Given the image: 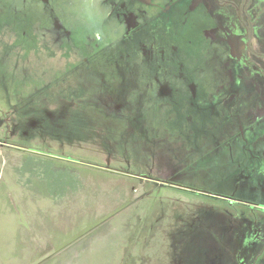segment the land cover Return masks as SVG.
I'll use <instances>...</instances> for the list:
<instances>
[{
  "label": "rangeland",
  "instance_id": "obj_1",
  "mask_svg": "<svg viewBox=\"0 0 264 264\" xmlns=\"http://www.w3.org/2000/svg\"><path fill=\"white\" fill-rule=\"evenodd\" d=\"M149 6L0 0L1 264L31 247L17 185L48 173L73 241L33 264H264V47L206 50Z\"/></svg>",
  "mask_w": 264,
  "mask_h": 264
},
{
  "label": "flooded vegetation",
  "instance_id": "obj_2",
  "mask_svg": "<svg viewBox=\"0 0 264 264\" xmlns=\"http://www.w3.org/2000/svg\"><path fill=\"white\" fill-rule=\"evenodd\" d=\"M250 1L214 0L211 3V0H134V2L149 4L150 6L147 8L156 7L157 4L164 2L169 4L165 7L166 10L170 11V14L172 12L176 15V19L182 22L183 28L189 29L190 33L198 37L201 43H205L206 50L222 51L224 49L226 51H243L244 54L248 50L253 51L255 47H264V35L259 30H255L254 21L249 24V7L246 6ZM180 6L187 8V11H179ZM246 9L247 12H245ZM233 19L238 21L234 23ZM205 22L209 27L201 28L200 26H204ZM222 45L224 46L222 47ZM227 197L230 199L224 200L229 201L231 205L236 202L248 203L230 196ZM248 205L251 206L252 203H248ZM262 212L264 213V206Z\"/></svg>",
  "mask_w": 264,
  "mask_h": 264
},
{
  "label": "crops",
  "instance_id": "obj_3",
  "mask_svg": "<svg viewBox=\"0 0 264 264\" xmlns=\"http://www.w3.org/2000/svg\"><path fill=\"white\" fill-rule=\"evenodd\" d=\"M48 177L41 178L39 181L37 189H29V194L25 190L26 187L17 185L18 193L22 194V199L18 200L17 212L20 214L18 217L17 226L29 231L33 229V234L29 235L25 232L22 235H18V240L14 242L15 244H27L30 243L31 247L27 250L25 248H20L22 252L21 264H33L35 259L48 258L45 256L47 251H52L56 253L57 245L66 248L70 245L73 240H68L67 237L72 236L71 232L66 230V227H61V231L58 233L56 226L52 225L50 212L55 211V204L57 202L56 192L51 188V181L53 179L51 173L47 174ZM63 194V193H62ZM23 204V205H22ZM21 205V206H19ZM37 212L38 215L36 214ZM27 213H29L27 215ZM32 213L34 216H32ZM52 220V221H51ZM55 226V227H54ZM70 231V230H69ZM35 232L37 234H35ZM33 240V242H31ZM9 243H12L9 241ZM44 245V252L40 255V250L35 246ZM38 251V252H37ZM1 264V261H0Z\"/></svg>",
  "mask_w": 264,
  "mask_h": 264
},
{
  "label": "water",
  "instance_id": "obj_4",
  "mask_svg": "<svg viewBox=\"0 0 264 264\" xmlns=\"http://www.w3.org/2000/svg\"><path fill=\"white\" fill-rule=\"evenodd\" d=\"M164 183H166V182H164ZM182 188H186V187H182ZM199 192H202V191H199ZM209 195H212V196H215V197H219V198H222V199H230L229 197L223 196V195H217V194H211V193H209Z\"/></svg>",
  "mask_w": 264,
  "mask_h": 264
},
{
  "label": "trees",
  "instance_id": "obj_5",
  "mask_svg": "<svg viewBox=\"0 0 264 264\" xmlns=\"http://www.w3.org/2000/svg\"><path fill=\"white\" fill-rule=\"evenodd\" d=\"M224 203L229 207V208H232L233 206L230 204V202L228 201H224Z\"/></svg>",
  "mask_w": 264,
  "mask_h": 264
}]
</instances>
